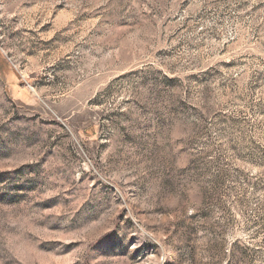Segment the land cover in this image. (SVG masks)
Instances as JSON below:
<instances>
[{"label": "rangeland", "instance_id": "obj_1", "mask_svg": "<svg viewBox=\"0 0 264 264\" xmlns=\"http://www.w3.org/2000/svg\"><path fill=\"white\" fill-rule=\"evenodd\" d=\"M0 264H264V0H0Z\"/></svg>", "mask_w": 264, "mask_h": 264}]
</instances>
